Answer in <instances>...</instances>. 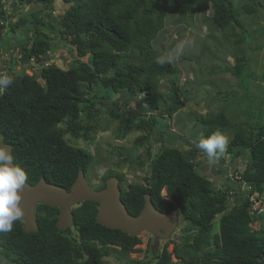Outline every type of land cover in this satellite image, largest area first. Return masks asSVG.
<instances>
[{
  "label": "trees",
  "instance_id": "trees-1",
  "mask_svg": "<svg viewBox=\"0 0 264 264\" xmlns=\"http://www.w3.org/2000/svg\"><path fill=\"white\" fill-rule=\"evenodd\" d=\"M6 1L9 0H0V45L4 51L20 53V57L11 54L7 60L10 68L32 62L44 65L45 55L55 46L53 33L63 40L69 38L77 50V57L68 68L48 64L33 75L8 72L12 83L0 91V134L4 142L12 145L14 162L26 170L31 184L45 178L70 190L80 170L88 176L96 158L94 153L89 147L72 144L67 135L77 142L78 139L93 141L97 127L104 120L102 107L110 102L109 114L120 121L116 127L118 138L137 132L135 145L143 147L155 131L163 136L167 134L165 129L171 127L172 117L188 101L177 85L176 64L161 59L154 48L153 41L160 38L169 17L178 16L172 24L191 26L196 11L202 10L209 25L224 32L228 40L235 39L239 48L235 50L236 63L230 71L238 78L243 93L231 95L251 121L233 123L225 109L198 115L195 124L204 125L205 131L197 134V143L188 142L191 147L188 151L167 144L153 154L151 144L148 145L146 156L140 155L135 160L140 165L149 161L150 175L144 177V183H129L122 199L130 214L137 216L144 209L148 193L157 209L163 212L177 209L181 221L196 230L192 237H182V245H175L178 262H174L167 242L152 257L155 264H264V211H253L254 202L239 184L218 188L209 175L201 173L197 157L203 151L196 146L200 139L214 132L227 131L232 122L236 131L226 151L232 161L242 155L247 157L244 171L237 168L234 172L252 184L250 194L264 191V95L259 97L257 90L250 89L248 67L250 44L264 33V24H248L244 17L257 15L262 10L261 2L63 0L69 7L56 25L46 20L56 0H17L42 5L48 13L41 9L20 16L8 27L4 16H15L18 8L8 14ZM26 24L29 26L23 27ZM5 27L7 32L3 31ZM20 27L33 29V37H17L15 33ZM180 58L189 59V56L181 54ZM165 74L174 75L168 93L159 89V78ZM116 95L126 103L114 99ZM134 99L142 100L153 112L135 110L128 102ZM117 154L132 158L121 146ZM112 176L119 177L124 186L120 172L108 171L103 181ZM98 205L96 201L78 204L73 208L74 227L61 230L57 226L61 209L39 204L38 230L27 233L24 220L14 222L10 232L0 233V255L14 264H106L104 258L117 251L127 258L122 264H150L148 259L130 256L141 251L137 248L142 243L141 237L97 222ZM217 219L219 231L212 235ZM259 220L261 229H253L252 225Z\"/></svg>",
  "mask_w": 264,
  "mask_h": 264
},
{
  "label": "rangeland",
  "instance_id": "rangeland-1",
  "mask_svg": "<svg viewBox=\"0 0 264 264\" xmlns=\"http://www.w3.org/2000/svg\"><path fill=\"white\" fill-rule=\"evenodd\" d=\"M172 1V0H169ZM262 4V10L257 15H247L244 17L248 21V24H257L259 26L264 24V0H259ZM238 4V0H235ZM17 0L6 1L5 9L8 14L14 11V8H18L15 16H4L5 25L10 27V22H16L20 16H29L35 14L41 9L44 12L48 11L42 7V5L36 3H25L24 1L18 3ZM69 7L68 3L63 0H56L53 5L52 12L46 17V20L53 22L54 24L60 23V18L64 14L65 10ZM205 11L197 10L193 19V25L187 24L175 25L172 24L173 19L178 16H171L168 19L167 26L162 32L160 38L154 40V48L161 59L167 58L173 61L178 69L175 75L177 79V85L184 98H188L187 105L183 109L179 110L172 117L169 128L165 129L167 134L160 135V132H156L151 136L149 142L143 147L135 145V138L139 133H129L124 139L117 137L116 127L120 121L112 118L109 114V110L112 107L111 102L107 106L102 107L101 116L104 120L97 127L95 131V139L91 142H87L83 139H75L71 135H67L72 144H79L80 146L89 147L94 153L95 161L91 163V169L87 176L88 182L93 189H100L104 185L103 177L108 171L120 172L123 174L124 186L127 189L129 183H144V177L150 175L149 161L145 164H138L135 160L146 156V148L151 144L152 153H157L163 145L172 144L180 147L184 151H188L191 147L188 142L197 143V134L205 131L204 125L197 126L196 118L198 115H207L209 113H217L222 110H226L233 123H244L251 121L240 107L237 101H234L233 96H239L243 93L238 84V78L230 71L236 63L235 50L239 48L234 43V38L228 40L224 36V32L215 28L204 19ZM208 13H211V9H208ZM187 21H189L188 15ZM26 24L23 27H28ZM5 27L3 31L8 30ZM250 28V25L248 26ZM24 29V30H23ZM17 37L26 36L33 37V29L29 31L25 28H18L16 30ZM54 36L55 46L52 51L45 55L46 60L44 65L37 62H32L31 65H17L14 68H10L9 60L12 50L4 51V47L0 45V77L2 72L6 73L14 72L22 74L27 72L29 74H38L40 69L48 64L58 65L64 68H68L74 58L77 56V50L74 44L68 39H61L56 33L51 34ZM12 40L9 42L11 43ZM250 60L248 67L251 72V85L250 89L257 90L258 96L264 95V33L255 37L250 44ZM186 54L189 59H181L180 55ZM13 56L20 57V53L14 51ZM87 59V58H82ZM7 72V73H8ZM174 78L172 74H165L159 78L160 91L164 93L171 92L172 84L171 79ZM232 94V95H231ZM119 98L121 103H126L124 99H120L119 95H116L114 99ZM135 110H141L146 113H151L142 100L134 99L128 101ZM248 104L252 105L249 101ZM132 108V107H131ZM264 113V110H263ZM100 116V117H101ZM169 120V119H168ZM109 121V127L108 126ZM230 124L227 131L222 134L225 136L227 143L233 137L236 127L234 124ZM169 132L171 135H169ZM178 136V137H176ZM219 154L218 159L215 162L210 163L205 152H199L197 157V168L203 173L209 175L214 184L218 187L225 184H230V174L234 173L235 169L244 171L247 164V157L242 155L234 161L231 160L229 154L226 151ZM121 146L125 152L132 156L131 159H127L125 155L119 156L117 154V148ZM123 188V187H122ZM166 194V191H163ZM234 199L232 204H234ZM264 217V212H263ZM261 221L255 222L253 229H261ZM219 231V220H215L214 227L211 230V234L214 235ZM196 232L194 228H190L187 223L179 219V224L172 236L167 239H158L148 231H141L139 237L142 239V243L137 245V248L141 251L131 253L132 259H140L147 261L150 264H155L156 260L152 259L156 252H160L165 244H168V250L172 252L174 262H178L179 259L174 253L176 244L182 245V237L190 235L191 237ZM157 238V239H156ZM192 241V239H190ZM150 243V244H149ZM150 245V246H149ZM148 256V258H147ZM126 257L121 256L117 251H113L110 255L106 256V264H122ZM127 259V258H126ZM125 259V260H126ZM0 264H14L9 262L5 257L0 255Z\"/></svg>",
  "mask_w": 264,
  "mask_h": 264
},
{
  "label": "water",
  "instance_id": "water-1",
  "mask_svg": "<svg viewBox=\"0 0 264 264\" xmlns=\"http://www.w3.org/2000/svg\"><path fill=\"white\" fill-rule=\"evenodd\" d=\"M3 138L0 134V144L9 147L12 151V145L4 142ZM106 183V187L102 189H93L83 170L79 171L70 190L48 182L45 178H41L36 184L27 181L21 201L24 212L21 220H24V230L27 233L38 230L36 209L39 204L59 207L61 210L58 214L57 226L61 230H66L75 224L74 207L83 201H96L99 203L97 222L108 228L120 229L131 236H139L141 231H148L163 240L172 236L180 219V212L177 209H171L168 212L157 209L151 195L147 193L144 209L139 215L133 216L122 199L120 179L112 176L107 179Z\"/></svg>",
  "mask_w": 264,
  "mask_h": 264
},
{
  "label": "clouds",
  "instance_id": "clouds-1",
  "mask_svg": "<svg viewBox=\"0 0 264 264\" xmlns=\"http://www.w3.org/2000/svg\"><path fill=\"white\" fill-rule=\"evenodd\" d=\"M7 72H2L1 74L0 91L12 83L11 79L7 77ZM226 143L227 141L223 134L220 132H214L206 138L200 139L196 146L205 152L207 154L208 161L213 163L216 159H218V154L225 151ZM237 175L239 174H236L235 172L231 173L230 181H232V183L236 186L239 184L241 190L249 194L250 200L251 196H255L257 200L261 201L263 209L260 211L253 210L254 212L260 213L264 211V191L262 193L255 191L254 194H250L249 192L253 188L252 184L245 181L242 178V175H240V179L236 178ZM27 180L28 175L26 170L14 162L11 149L3 144H0V233L10 232L13 229L14 222L22 219L24 215L23 208L21 206L22 193ZM105 184L107 185L106 182ZM120 187L124 194V190L126 188L125 186L122 188L121 180ZM220 187L221 186L219 185L218 188ZM231 192L233 191H230V193Z\"/></svg>",
  "mask_w": 264,
  "mask_h": 264
},
{
  "label": "built area",
  "instance_id": "built-area-1",
  "mask_svg": "<svg viewBox=\"0 0 264 264\" xmlns=\"http://www.w3.org/2000/svg\"><path fill=\"white\" fill-rule=\"evenodd\" d=\"M236 178L240 179L241 177H240V175H237ZM231 193H233V192H231ZM251 200L254 202V204H253L254 211H256V210L260 211L263 209L261 201L257 200L255 196H251Z\"/></svg>",
  "mask_w": 264,
  "mask_h": 264
},
{
  "label": "flooded vegetation",
  "instance_id": "flooded-vegetation-1",
  "mask_svg": "<svg viewBox=\"0 0 264 264\" xmlns=\"http://www.w3.org/2000/svg\"><path fill=\"white\" fill-rule=\"evenodd\" d=\"M106 186V184L104 183V185L102 186V188H104ZM102 188H100V189H102Z\"/></svg>",
  "mask_w": 264,
  "mask_h": 264
},
{
  "label": "bare ground",
  "instance_id": "bare-ground-1",
  "mask_svg": "<svg viewBox=\"0 0 264 264\" xmlns=\"http://www.w3.org/2000/svg\"><path fill=\"white\" fill-rule=\"evenodd\" d=\"M236 174H239V172H236ZM240 175V174H239ZM144 207H145V205H144Z\"/></svg>",
  "mask_w": 264,
  "mask_h": 264
}]
</instances>
